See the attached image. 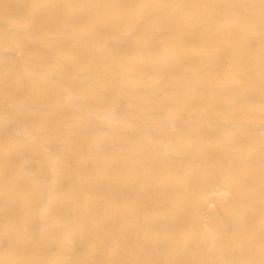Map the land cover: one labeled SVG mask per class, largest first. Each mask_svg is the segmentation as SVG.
Segmentation results:
<instances>
[{"label":"bare ground","instance_id":"obj_1","mask_svg":"<svg viewBox=\"0 0 264 264\" xmlns=\"http://www.w3.org/2000/svg\"><path fill=\"white\" fill-rule=\"evenodd\" d=\"M0 264H264V0H0Z\"/></svg>","mask_w":264,"mask_h":264}]
</instances>
